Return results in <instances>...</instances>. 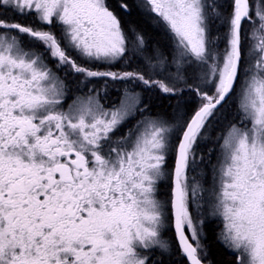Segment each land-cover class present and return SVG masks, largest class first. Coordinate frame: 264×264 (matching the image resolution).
Here are the masks:
<instances>
[{
  "label": "snow or ice",
  "instance_id": "obj_1",
  "mask_svg": "<svg viewBox=\"0 0 264 264\" xmlns=\"http://www.w3.org/2000/svg\"><path fill=\"white\" fill-rule=\"evenodd\" d=\"M264 264V0H0V264Z\"/></svg>",
  "mask_w": 264,
  "mask_h": 264
},
{
  "label": "trees",
  "instance_id": "obj_2",
  "mask_svg": "<svg viewBox=\"0 0 264 264\" xmlns=\"http://www.w3.org/2000/svg\"><path fill=\"white\" fill-rule=\"evenodd\" d=\"M212 255L216 261L223 262V264H226L231 259V256L223 248L215 244V242L212 245Z\"/></svg>",
  "mask_w": 264,
  "mask_h": 264
}]
</instances>
